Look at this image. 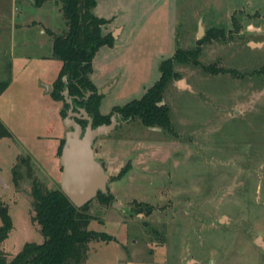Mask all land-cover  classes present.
Masks as SVG:
<instances>
[{
	"label": "rangeland",
	"instance_id": "374dc122",
	"mask_svg": "<svg viewBox=\"0 0 264 264\" xmlns=\"http://www.w3.org/2000/svg\"><path fill=\"white\" fill-rule=\"evenodd\" d=\"M30 1L0 0V206L12 221L0 251L8 260L43 241L32 189L58 186L68 130V107L50 94L61 65L52 35L66 30L61 3ZM97 4V15L125 26L93 62L97 86L112 83L99 105L109 119L154 84L176 49L199 52L197 63L174 62L162 92L171 129L119 114L94 140L109 200L87 205V230L98 237L80 264H264V0Z\"/></svg>",
	"mask_w": 264,
	"mask_h": 264
},
{
	"label": "trees",
	"instance_id": "16d2710c",
	"mask_svg": "<svg viewBox=\"0 0 264 264\" xmlns=\"http://www.w3.org/2000/svg\"><path fill=\"white\" fill-rule=\"evenodd\" d=\"M45 0H36L39 5ZM60 9L66 22V30L52 35V56L60 61V69L52 84L51 96L63 100L69 107L62 92L67 89L72 98L74 111L83 107L92 117V125L109 123V115L99 110L101 95L90 79L92 60L101 46H113L115 39L111 33H103L108 20L94 14L96 0H59ZM220 32V31H219ZM215 35L212 31L210 36ZM204 40V39H203ZM201 39L199 42H203ZM197 49H176L174 55L164 59L160 65V76L139 98L131 100L113 111L125 119L138 118L144 126H162L171 129L170 109L162 104V92L174 76V62L197 63ZM92 94L86 98V93ZM62 112V111H61ZM66 115V113H65ZM82 126L86 120H77ZM2 125L0 124V127ZM2 131L5 132V129ZM8 133V132H7ZM63 139L59 143L60 154ZM61 169V168H60ZM34 219L43 236L41 243L26 242L22 248L8 260L0 251V264H80L87 255V243L97 234L87 230L90 215L87 205L76 207L60 189H44L34 185ZM98 199L106 202L109 195L98 193ZM0 243L12 228L11 217L5 206H0Z\"/></svg>",
	"mask_w": 264,
	"mask_h": 264
},
{
	"label": "water",
	"instance_id": "95a60500",
	"mask_svg": "<svg viewBox=\"0 0 264 264\" xmlns=\"http://www.w3.org/2000/svg\"><path fill=\"white\" fill-rule=\"evenodd\" d=\"M48 90L49 85H44ZM96 93L101 95L102 90ZM69 104L63 123L68 130L64 134L58 163L61 168L59 187L76 207H82L94 199L98 193L107 194L109 176L94 153V140L108 134L117 124L118 113L110 117L109 123L92 125V117L85 108L74 111L72 98L68 90L62 92ZM92 94L86 93V98ZM77 120H86L82 126Z\"/></svg>",
	"mask_w": 264,
	"mask_h": 264
},
{
	"label": "crops",
	"instance_id": "0c3cea01",
	"mask_svg": "<svg viewBox=\"0 0 264 264\" xmlns=\"http://www.w3.org/2000/svg\"><path fill=\"white\" fill-rule=\"evenodd\" d=\"M31 2V4L30 5H33L32 4V0L30 1ZM43 5V4H42ZM97 0H96V5H95V7H94V9L97 7ZM34 6V5H33ZM93 9V10H94ZM94 12V11H93ZM94 14L95 15H97L95 12H94ZM97 16H99V15H97ZM100 17H103V18H105V19H107L108 20V23L107 24H105L104 25V27H103V33H111V35L113 36V38L115 39V41H114V44H113V46H107V47H109V48H114L115 47V45H116V43L119 41V39H120V37L122 36V34H123V32H124V29H125V26L123 25V24H120V23H118V24H115V23H113L112 22V19H110L109 17H104V16H100ZM31 19H33V18H31ZM39 20V19H38ZM40 21H42V20H40ZM40 32V31H39ZM51 46H52V44H51ZM103 47H106V46H101L97 51H96V53H95V55L99 52V50L101 49V48H103ZM95 55H94V57H93V60H92V72H91V74H90V79H91V81H92V83L96 86V88L97 89H100V90H102L103 91V93L104 92H107L109 89H110V87L112 86V83H109V81H106V82H102V84L100 85V86H97V84L93 81V79L91 78V75H93V72H94V68H93V62H94V58H95ZM103 87V88H102ZM103 114V113H102Z\"/></svg>",
	"mask_w": 264,
	"mask_h": 264
}]
</instances>
